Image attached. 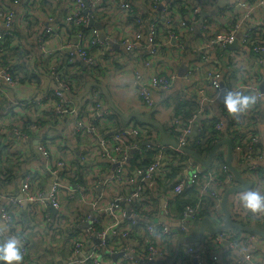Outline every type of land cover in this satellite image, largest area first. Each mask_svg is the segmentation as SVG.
<instances>
[{
  "label": "built area",
  "instance_id": "built-area-1",
  "mask_svg": "<svg viewBox=\"0 0 264 264\" xmlns=\"http://www.w3.org/2000/svg\"><path fill=\"white\" fill-rule=\"evenodd\" d=\"M43 1L55 5L60 3V0H0V21L3 25L0 31V58L9 53L13 39L19 41L14 29L18 13L13 4L20 6L22 17L44 18L45 14L46 25L36 42L42 49L40 69L57 82V87L52 91V118H60L64 114L78 115V111L71 106V98L83 86L64 73V68L78 58L90 69L97 67L98 59L90 53L89 48L98 46L108 49V40L100 37V29L91 24L90 20L99 17L105 19L102 13L108 11L102 4L103 0H71L61 19L75 32L76 39L66 40L61 46L50 49L46 42L54 35L56 28L48 26L53 15L47 9H42ZM113 1L125 13L131 14L133 0ZM176 1L179 7L191 13L190 17L187 13L184 16L175 13L172 0H150L148 7L151 17L145 35L142 36L140 19L135 18V31L120 37L117 42L128 52H137L145 67L155 65V70L145 76L138 86L143 105L154 108L152 93L170 88L179 77L176 70L162 72L159 54L166 56L170 50L188 47L189 36L196 26L204 32L201 43L189 46L194 59L180 77L182 85L179 100L194 103L195 107L189 116L172 113L166 126L167 134L176 140L177 147L162 144L156 132L134 120L126 127L117 126L112 130L107 127L106 131L109 132L104 134L99 130L98 123L87 122L84 117L78 116L75 129L90 136L92 140L79 155V163L70 165L65 157L52 158L46 142L38 139L37 149L51 169L53 182L45 190L36 188L37 179L28 171L24 173L20 184L22 197H11L8 200L13 205L21 204L23 199L43 207L39 229L51 225V234L62 239V242H56L55 245L67 242L71 250L70 255L60 264H165L173 254L177 240L191 235L186 224L195 227L205 216L214 225L222 223V194L227 187L236 184L224 162V145L218 147L207 168L188 158L177 161L179 156H186L181 148L190 146L193 124L198 117L197 131L202 126L205 129L198 138L193 139L196 145L209 149V152L215 143L230 137L234 165L243 176L259 177L256 162L264 152L260 146L264 137L254 123L260 119L259 114L264 106V28L261 22L252 18L255 5L247 0H227L217 15L199 18L200 7L189 5L185 0ZM163 2L166 4L161 8ZM34 3L42 11L35 8ZM256 4H264V0H257ZM220 16L226 20L224 24H220ZM233 42L236 46L229 48ZM57 51L63 55V60L57 57V60L45 66V58ZM10 69L11 66L0 61V77L9 86H15L20 82V76L13 75ZM222 89L225 92L242 91L255 95L257 102L247 111L230 116L223 106L224 96L220 97ZM50 93L47 91L45 97H49ZM216 96L220 98L219 111L225 116L226 124L218 116L206 112L207 101ZM36 103L37 99L21 102L29 109ZM83 103L89 111L93 110L94 121L110 113L102 108L101 91L96 87L88 91ZM203 115L209 117L202 120ZM112 121L116 123V119ZM36 126H16L12 130L23 137L28 128ZM129 162L133 165L132 169L128 166ZM173 163L179 167L176 174L170 176ZM109 168L111 171L107 173ZM66 181H72V193L69 192L66 198L72 197L73 205L72 215L68 220H63L64 216L53 215L52 209L61 211L59 193L66 188ZM188 186L192 189L186 192ZM178 195L193 201L178 210L173 203ZM161 197L163 204H160ZM230 211L235 219L237 216H246L240 207ZM160 215L165 217V221L156 220ZM71 220L72 225H67ZM85 224L87 226H83ZM71 227L72 235L64 236L63 232L66 233L67 228ZM5 228L9 234L20 238L24 264H35L26 260V257L33 238L43 233L37 229L36 234L30 236L29 230L12 213V208L0 205V230ZM232 233L235 234L232 229H228L215 234L207 233L198 242L183 241L177 261L173 264H189L192 261L194 264H205L207 260L211 264H262L252 255L254 248L249 245L254 234L249 233L236 241L231 238ZM46 238L50 240L53 236L47 232ZM55 241L50 244L53 246ZM214 243L227 246L222 259L216 253H210ZM239 250L243 251L240 256L232 253ZM118 253L121 255L112 256Z\"/></svg>",
  "mask_w": 264,
  "mask_h": 264
},
{
  "label": "crops",
  "instance_id": "crops-1",
  "mask_svg": "<svg viewBox=\"0 0 264 264\" xmlns=\"http://www.w3.org/2000/svg\"><path fill=\"white\" fill-rule=\"evenodd\" d=\"M150 0H133L131 14L125 13L113 0H103L102 4L107 8L106 13H102L105 19H94V26L100 29V37L108 40V49H102L98 46H91L89 51L92 55L97 57L98 65L95 69H90L81 59H76L72 65H67L64 68V73L72 76V79L82 82V88L76 96L71 98V106L75 111H78V115L64 114L60 118H52V101H53V89L57 87V82L51 78L46 72L40 69L39 58L42 55V49L37 45L36 39L40 32L46 25L45 14L43 17H22V10L17 4H13L18 18L14 23L15 35L19 39H13L10 43L11 50L4 57L0 58V61L4 65L11 66L10 72L13 75L20 76V82L15 86H9L0 77V205L12 208V213L18 217L23 223L24 227L29 230V235L34 236L36 230L43 233L39 237H34L30 247L29 255L26 257L29 262L35 264H58L65 260L70 255V247L60 243L52 246L55 235L51 234L49 225L47 228L39 229L41 225V212L43 207H37L36 205L25 202L22 199L21 204L13 205L8 201L11 197H18L20 199V184L24 173L30 171L37 179L35 183L36 188L46 189L51 182H53L54 176L46 163L42 154L37 149L38 139L45 141L47 147L50 150L52 158L65 157L67 162L72 165L79 163V155L90 144L91 137L77 131L76 124L77 118L84 117L87 122L98 123L99 130L102 133H108L106 128L110 130L115 129L117 126H128L127 121L116 118L113 108L110 106L108 98L102 92V89L98 86H92L90 89L96 87L101 91L102 95V108L109 110L107 117L93 120V110H88L83 104L84 97L81 101H77V97L84 91V87L88 81H96L103 85L106 90L109 99L115 108L119 109L124 114H129L133 110H137L144 114L150 112L152 108H147L141 102L138 94V86L141 80L145 76H148L155 70V65L145 67L142 65L137 52L131 53L126 51L122 45L118 44L117 39L125 34L135 31L137 28L134 19H140L142 23V36L146 33V27L148 25L149 18L151 17V11L148 7ZM172 0V8L178 15H186L187 9H179V4ZM189 5L200 7V16L204 12L208 17L213 14H209L213 11L218 4V0H185ZM225 2L219 6V12L222 7L228 2ZM255 5L252 12V18L255 21L261 22L264 28V4L257 5V0H247ZM71 0H60L57 5L43 1L42 9H47L53 15V20L49 22L48 26L56 28L54 35L46 42L48 48H57L61 46L66 40L74 41L76 39L75 32L70 29L61 17H64L66 7ZM234 2V0H233ZM166 2H163L162 7ZM35 8L42 11V9L34 3ZM24 7H26L24 5ZM179 9V10H178ZM240 12V10H239ZM187 16L190 17L191 13L188 12ZM220 24H224L226 20L223 17H219ZM218 22V21H217ZM97 25V26H96ZM3 25L0 21V31H2ZM204 32L195 27L193 33L189 36L190 43L188 47L185 46L180 50H170L169 53L164 56L159 54L160 66L162 72H170L176 70L179 72L181 69L185 70L191 60L194 59V54L191 52L189 46L198 45L204 39ZM115 40V41H114ZM163 51V48H161ZM57 57L63 60V55L57 51L53 53L51 57H46L45 66L48 62L57 60ZM59 59V60H60ZM50 60V61H48ZM91 71V72H90ZM178 79L174 84L165 90H157L152 93L155 107L154 111L150 113V116L161 123L164 127L167 126L168 118L170 115L176 112L177 103L180 101V88L182 85L181 75L178 74ZM234 87V86H232ZM47 91H50L49 97H45ZM37 99L38 103L33 105L30 109L21 104L22 101ZM219 96L213 97L207 101L206 112L209 114L218 116V118L226 124L225 116L219 111ZM190 104V103H189ZM192 104V103H191ZM194 109V108H193ZM192 111V105L186 106L185 114L190 115ZM261 113V112H260ZM219 114V115H218ZM260 116V114H259ZM209 116H202L208 118ZM227 118V117H226ZM116 119V123L112 121ZM201 120V121H202ZM264 120V119H263ZM135 122V121H134ZM30 124L37 125L35 128L27 129L26 136H19L13 132L14 127H25ZM142 126H148L140 124ZM254 126L259 129L264 137V122L258 119ZM149 129L159 132L156 128L148 126ZM263 130V131H262ZM160 137V135H159ZM261 150L264 151V141L260 144ZM223 148L226 149L224 146ZM188 160H194L193 157H188ZM199 163V162H198ZM259 168V177H247L251 180L253 190H259L264 193V152L256 162ZM130 169L132 164L128 163ZM202 166V165H201ZM111 170L109 168V173ZM66 188L60 193L59 197L62 203L61 211H54V214L64 216L63 220H68V217L72 215V197L66 198L68 193H72V181L64 182ZM100 190H96L99 192ZM241 192L234 193L230 196L228 206L230 209L240 207L239 197ZM162 197L160 204H163ZM162 206V205H161ZM234 207V208H232ZM241 208V207H240ZM50 210V207L48 208ZM11 211V209H9ZM163 218L161 215L156 218L160 221ZM56 220V218L54 217ZM239 221L244 224H251L252 226L264 228L263 215L252 217L249 215L238 217ZM54 221V220H53ZM71 221H68L67 225H72ZM87 226V224L83 225ZM46 231V232H45ZM45 232V233H44ZM47 232L53 236V239L48 240L46 238ZM64 236L72 235V227L67 228ZM188 233L195 234V227H190ZM205 233L203 236H205ZM238 237L235 238L239 241L245 238L246 231H239ZM251 234V233H250ZM190 236V235H189ZM254 238L250 241L249 245L253 246V256L257 261L264 264V237H258L253 235ZM56 240H58L56 238ZM58 242H62L60 239ZM56 243V241L54 242ZM53 243V244H54ZM40 244V246L38 245ZM53 248V249H52ZM227 251V246L222 243H214L211 245L210 253H216L221 259L224 257ZM234 255L240 256L243 251L232 252ZM224 260V259H223ZM177 261V260H176ZM113 264V263H111ZM189 264H194L190 262ZM205 264H211L209 260Z\"/></svg>",
  "mask_w": 264,
  "mask_h": 264
},
{
  "label": "water",
  "instance_id": "water-1",
  "mask_svg": "<svg viewBox=\"0 0 264 264\" xmlns=\"http://www.w3.org/2000/svg\"><path fill=\"white\" fill-rule=\"evenodd\" d=\"M224 2H225L224 0H218L217 7L213 11H211L209 14L217 15L219 13V9H220L219 6H221ZM201 15L203 17V16H205V13L202 12ZM90 23L94 24V21L90 20ZM97 27H99V26H97ZM235 46H236V43L233 42L228 47L233 48ZM183 71L184 70L181 69L178 72V74L181 75L183 73ZM92 86H98L102 89V92L108 98L110 106L113 108L114 112L121 119H123L124 121H127V122L135 120L141 124L152 126L158 130L159 135H160V142L162 144L173 145V146L177 147L176 140L174 138L170 137L165 132L164 126L150 116V113L154 111V108H152L150 112H145L144 114L140 113L137 110H133L129 114L126 115L123 112H121L119 109L114 107V105L112 104L111 100L109 99V96H108L106 90L104 89L103 85H101L100 83H98L96 81H88L86 83V85L84 87V91L77 97V101H81V98L84 97L88 93V91L90 90V88ZM262 87H263V85L261 86V88ZM224 94H225V91H224V89H222L220 97H223ZM199 119L200 118L198 117L193 124V133L194 134L196 133L197 123H198ZM260 119L262 122L264 121L263 120L264 119V106L262 107V111L260 113ZM190 139L192 140L193 136H191ZM222 145H224L226 147V155H225L224 162L227 165V168L229 169V171L233 174V177H234V180L236 183L234 185L227 187L222 194L221 201H220V208H221V211L223 214L222 223L219 225H214V223L212 222V220L210 218H208L207 216L202 217V219L194 225L195 226V234L190 235V236H184V237H181L177 240L173 254L170 257V259L167 261L166 264H173L175 262L183 241L192 240L194 242H198L202 238V235L205 233L215 234V233L223 231V230L232 229V231L235 234L239 233V231H246V232L252 233L258 237H264V228L252 226L251 224H244L242 221L235 219L232 216V213H231L230 208L228 206V202H229L230 196L232 194L242 192L243 190L248 189V188H252V185H253L252 181L245 178L243 176L241 170L238 169L233 163V148H232V141H231L230 137H224L223 139H221L220 141L215 143L206 156H202L194 148H181V149L183 151L191 154L193 156V158L196 159L202 165V167L207 168L210 166V164L212 162V158L215 155L218 147L222 146ZM115 166H116V164L113 165V168ZM53 212H54V210L52 209V213ZM161 220L165 221V217L161 218ZM186 227L189 228L190 225L186 224ZM119 255H121V254L120 253L113 254L112 256L117 257ZM150 263H153V261H151ZM58 264H60V263H58Z\"/></svg>",
  "mask_w": 264,
  "mask_h": 264
},
{
  "label": "clouds",
  "instance_id": "clouds-1",
  "mask_svg": "<svg viewBox=\"0 0 264 264\" xmlns=\"http://www.w3.org/2000/svg\"><path fill=\"white\" fill-rule=\"evenodd\" d=\"M257 96L242 91H226L223 106L228 115H237L256 104ZM239 203L243 214L256 217L264 215V193L251 188L241 192ZM0 264H24L21 253V240L17 235L9 234L5 228L0 230Z\"/></svg>",
  "mask_w": 264,
  "mask_h": 264
},
{
  "label": "trees",
  "instance_id": "trees-1",
  "mask_svg": "<svg viewBox=\"0 0 264 264\" xmlns=\"http://www.w3.org/2000/svg\"><path fill=\"white\" fill-rule=\"evenodd\" d=\"M176 3H178L179 4V2L178 1H175ZM183 9L184 7H180L179 9ZM178 9V10H179ZM192 105V110H193V108L195 107V104L194 103H184V102H182V101H179L178 103H177V106H176V112L178 113V115H181V114H184L185 115V108H186V106H191ZM116 116V115H115ZM117 118H119L118 117V115L116 116ZM135 121V120H134ZM136 123H138V124H141V123H139V122H137V121H135ZM150 127H152V126H150ZM205 129V126H202V128H199L198 129V131H197V129H196V133L194 134L193 132H192V136H193V139H195V138H198L200 135H201V132H202V130H204ZM164 130H165V132L167 133V127H164ZM193 139L191 140V144H190V146L188 147V148H194V149H196L202 156H205L206 154H207V152H208V150L209 149H203V148H201V147H199L198 145H196L195 143H194V141H193ZM188 157H193L191 154H189V153H187L186 152V156L184 155H182V156H179V159L177 160V161H182V160H185V159H187ZM177 161H173V162H177ZM223 163V162H222ZM178 167H179V165H176L175 163H173L172 165H171V169H172V173H171V175L170 176H173V175H175L176 174V172H177V170H178ZM191 189H192V187L191 186H188L187 188H186V192L187 191H191ZM193 201V199H190V198H187V199H184L183 198V195H178V196H176L175 197V199H174V201H173V203L175 204V207H176V209L178 208V210H180L181 209V207H183L185 204H187V203H191ZM70 234H72V233H70ZM238 233L237 234H233L232 233V236H231V238L232 239H235L236 237H238Z\"/></svg>",
  "mask_w": 264,
  "mask_h": 264
},
{
  "label": "rangeland",
  "instance_id": "rangeland-1",
  "mask_svg": "<svg viewBox=\"0 0 264 264\" xmlns=\"http://www.w3.org/2000/svg\"><path fill=\"white\" fill-rule=\"evenodd\" d=\"M74 81H75L77 84H79V85L83 84L82 82H79V83H78V81H76L75 79H74ZM101 98H102V95H101ZM72 205H73V203H72ZM222 220H223V218H222ZM188 229H190V227H189ZM203 235H204V234H203ZM203 235H202V237H203ZM60 238H61V237H60ZM60 238H59L58 240H56V238H54L53 240H56V242H58V241L60 240ZM60 244H61V243H60ZM63 244L67 245L66 243H63ZM38 245L40 246V244H38ZM54 245H55V243H54ZM54 245H53V246H54ZM52 249H53V248H52ZM171 256H172V255H171ZM169 259H170V258H169ZM169 259H168V260H169ZM168 260H167V261H168ZM167 261H166V263H167ZM175 261H176V260H175ZM166 263H165V264H166Z\"/></svg>",
  "mask_w": 264,
  "mask_h": 264
}]
</instances>
